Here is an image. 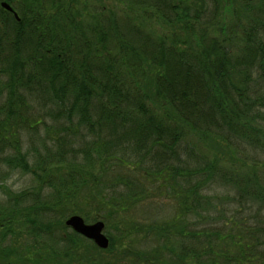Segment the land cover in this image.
<instances>
[{"label": "trees", "instance_id": "1", "mask_svg": "<svg viewBox=\"0 0 264 264\" xmlns=\"http://www.w3.org/2000/svg\"><path fill=\"white\" fill-rule=\"evenodd\" d=\"M143 1V6L154 8L160 17L170 23H178L179 29L187 35L176 38L175 42H167L135 23H120L104 7L86 20L83 7L78 9L74 6L78 0H0V3L5 2L12 10L15 9L18 18L0 5V59L4 65L3 73L7 76L4 86L8 87V100L12 97L13 100H22L23 90H32L41 96L47 95L51 113L55 116L64 117L68 122L76 116L79 124L88 130L93 127L106 129L107 139L97 150V157L93 158L87 152L84 155L85 160H90L86 162L88 167L71 162L70 169L81 180L75 183L71 179L72 183H68L67 178L61 175L55 180L54 186L65 185V194L68 191L73 193L75 188L84 185L88 176L92 184L98 186L99 179L91 172L93 168L89 169L103 157L105 161L109 158L118 160L131 171L133 167L129 163L118 159L126 150L139 155L141 160L148 157L150 169L143 172L146 179L163 173L170 176V172L197 171L201 175L199 180L179 186L181 192L169 188L179 208L173 222L149 227L183 239L189 235L197 236V233L186 231L182 225H174L191 210L197 212L198 207L210 205V198L200 193L210 178L214 180L216 176V180L241 181L240 199L264 202V186L253 177L247 175L244 178L238 173L231 176L220 171L212 173L216 169V160L204 163L193 172L174 167L171 163L181 147L186 127L203 133L214 130L216 134L243 136L245 141L254 138L257 130L253 122L264 103V93L258 91L264 88V0H234L245 1L242 8L250 10L247 24L234 25L239 34L234 39L236 44L224 37L192 35L187 0ZM255 12L261 17L254 16ZM7 109L11 110L12 106ZM10 147V155H5L4 162L14 169L29 170L20 146ZM110 148H113L112 152L117 151L116 154L108 153ZM103 151L106 153L102 157ZM57 155V160L61 161L62 152L58 151ZM36 168L43 170L40 165ZM99 168L103 174V162ZM126 174L119 178L125 181L124 187H128L123 192L124 197L135 199L141 190L133 188L138 187L140 178L133 177L130 172ZM190 178V175L187 178L183 176L182 180L189 181ZM136 190L140 192L134 193ZM21 196L10 199L11 205L6 213L0 210V264H80L77 253L87 239L74 231L67 234L65 225L53 226L50 230L49 225L35 220L36 216L25 218L27 214H37L34 205L28 206L29 213L24 210L17 213ZM103 202L114 205L107 196ZM69 214H74V211H69ZM81 215L87 222L86 213ZM16 219L22 229H27V233L30 231L36 238L41 232H51V243H46L51 263L43 259L37 247L34 249L38 246L36 243L22 247L17 239H12L11 236L15 235L11 228ZM236 222V227L244 225L240 219ZM139 227L137 225L136 229ZM172 227L175 231L171 230ZM53 228L60 234H56ZM212 232L216 234L217 230ZM199 235L207 237L202 232ZM222 238L219 239L223 241ZM60 241L65 245L57 247ZM206 241V246L200 247V259L218 244ZM246 241L250 240L230 242L232 249L242 258L239 264H252L255 256V242L250 244ZM112 243L109 236L108 247ZM186 253L187 250L181 247L173 257L163 255L161 263L172 264L170 260L175 258L177 264H184ZM135 256L149 261L146 253L136 252ZM62 259H65L63 263ZM201 263L207 264L205 261Z\"/></svg>", "mask_w": 264, "mask_h": 264}, {"label": "rangeland", "instance_id": "2", "mask_svg": "<svg viewBox=\"0 0 264 264\" xmlns=\"http://www.w3.org/2000/svg\"><path fill=\"white\" fill-rule=\"evenodd\" d=\"M141 2L144 1L78 0L74 6L78 9L83 7L82 12L86 20L89 19V16L96 14L100 7H104V10L111 11L120 23L125 25L135 23L146 32L161 36L167 42H175L176 38L187 35L179 29L178 23L168 22L156 14L154 8L143 6ZM243 2L245 1L187 0L188 21L192 26V35L224 37L228 40L232 39L231 41L236 44L237 41L235 42L234 39L238 38L236 35L239 34L236 33L234 25L247 24L248 20L246 19L250 13V10L245 11L242 8ZM17 11L19 12V9ZM13 12L16 10L14 9ZM254 16L261 17L256 12ZM233 50L235 51V48ZM3 70L4 65L0 59L1 212L8 211V206L11 205L10 199L13 196L22 194L17 203V213L23 212V210L29 213L28 206L34 205V211L37 214H31V216L27 214L25 218L33 219L36 216L35 220L42 225H49L50 230L53 226L56 228H59L60 225L64 226L65 219L71 215H68L69 211H74L72 215L81 217V214L86 213L88 223L102 218L103 233L108 239L109 236L112 237L113 243L106 249L98 250L91 241L84 240L83 246L77 253L80 264H162L163 255L173 257V254L179 253L181 247L187 250L184 264H204L201 263L202 261L207 264H239L242 258L235 252V249H232L233 246L230 244L232 240H250L246 241L250 244L255 242L257 249L253 251L255 256L252 259V264H264V202L240 199L238 193L243 185L241 181L233 182L231 179L223 178L216 180V176L214 180L210 178L206 188L200 192L210 198V205L203 208L198 207L197 212L191 210L186 217L174 225H182L186 231L197 233V236L189 235L183 239L171 237L169 234L160 233L159 230L149 227L154 224L164 225L171 223L170 221L173 222L179 213V208L177 200L173 198L170 190L177 189L181 192L179 186L184 187L199 180L201 175L197 171L195 173L170 172V176L168 173H163L156 178L149 176L146 179L143 177V172L144 169L150 167L147 156L141 160L139 155L131 151L123 152L118 159L126 161L133 167L129 171L119 164L118 160L109 158V162L105 161L103 156L106 152L103 151V158L99 159L102 161L98 160L99 162H95L89 169L93 168L91 172H94L99 179L97 180L100 183L98 186L92 184L89 176L85 184L75 188L73 193L68 191L65 194V185L54 186L56 185L55 180H58L60 175L66 177L68 183H72L71 179L75 183L81 180L79 175L70 169L71 162L81 163L88 167L86 162L90 160H85L84 155L87 152L89 156L97 157V150L107 139L105 138L107 137L106 129L93 127L88 130L79 124L76 116L70 119V122L66 121L64 117L55 116L51 113V103L48 101L47 95L41 96L32 90L24 89L22 100H13V97L8 100V87L4 86L7 76L4 75ZM253 77L256 75L254 74ZM258 91L260 94L264 93V88ZM9 101H12V104ZM11 106L13 110L8 111L7 108ZM253 126L257 131H255L254 138H248L251 141L243 140V136L232 134L228 136L222 132L216 134L214 130L203 133L186 127L181 147L178 149L176 157H172L171 163L174 167L183 170L185 168L189 172H193L195 168H200L204 163L216 160V169L212 170V173L220 171L231 176L238 173L244 178L248 175L264 186V103L257 112ZM14 142L20 146L22 153L26 156L30 168L27 171L11 168L4 162V157L10 155V145L14 146ZM110 150L108 153L112 152L113 148ZM58 151H61L63 155L61 161L57 160L59 158ZM116 152L112 153L116 154ZM72 154L75 156L73 157ZM102 162L105 167L103 174L99 168L102 166ZM37 165H40L43 170H38ZM54 166L55 168H53ZM128 172L133 177L140 178V181L137 180L138 187L131 186V188L134 187L133 189L141 190L135 199L129 196L124 197L126 195L123 192L128 187H124L123 179L119 180ZM99 174L101 178L98 176ZM188 175L191 177L190 180L183 181L182 177L186 176L187 178ZM169 188L171 189L169 190ZM114 190L116 191L113 192ZM136 192L140 191L136 190L134 193ZM67 195L68 197L65 198ZM106 196L110 197L113 206L103 202ZM238 219L244 222V225L236 227ZM137 225L140 226L138 230L136 229ZM11 229L15 235L11 236L12 239H17L22 247L36 243L38 246H34V249L37 247V251L43 259L51 263V253H49L50 250L47 249L46 244L51 243V232H49L50 234L45 231L41 232L36 238L30 231L27 233V229H22L20 221L17 219ZM171 230L175 231L173 227ZM213 230H217V233H213ZM53 231H55L54 228ZM71 231L72 229L66 226L67 234H70ZM201 232L205 233L207 237L199 235ZM55 233L60 234L58 231ZM222 236L224 237L223 241L219 239ZM206 240L215 241L218 244L215 249L208 251L200 259L199 250L201 245L206 246ZM40 243L45 244L40 245ZM221 243L225 245H219ZM58 245L56 246L61 247L65 243L60 241ZM136 252L138 254L146 253V258H149V261L139 259L135 256ZM61 261L63 263L65 259ZM170 261L172 264H177L175 258H171Z\"/></svg>", "mask_w": 264, "mask_h": 264}, {"label": "water", "instance_id": "3", "mask_svg": "<svg viewBox=\"0 0 264 264\" xmlns=\"http://www.w3.org/2000/svg\"><path fill=\"white\" fill-rule=\"evenodd\" d=\"M0 5L8 11H12V8L7 3L1 2ZM14 17L17 19L15 13ZM64 224L74 232L91 240L100 249H106L109 245V240L103 233L104 223L101 220L92 223H85L81 216L70 215L65 219Z\"/></svg>", "mask_w": 264, "mask_h": 264}]
</instances>
